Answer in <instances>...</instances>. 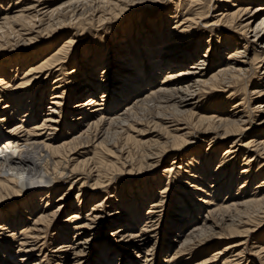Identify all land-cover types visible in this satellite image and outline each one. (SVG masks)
Returning a JSON list of instances; mask_svg holds the SVG:
<instances>
[{
  "label": "bare ground",
  "instance_id": "1",
  "mask_svg": "<svg viewBox=\"0 0 264 264\" xmlns=\"http://www.w3.org/2000/svg\"><path fill=\"white\" fill-rule=\"evenodd\" d=\"M256 259L264 0H0V264Z\"/></svg>",
  "mask_w": 264,
  "mask_h": 264
},
{
  "label": "rangeland",
  "instance_id": "2",
  "mask_svg": "<svg viewBox=\"0 0 264 264\" xmlns=\"http://www.w3.org/2000/svg\"><path fill=\"white\" fill-rule=\"evenodd\" d=\"M63 1H66V0H60V2H63ZM173 1H175V0H173ZM166 7H164V9H165ZM168 10V9H167ZM173 10V5H171V11ZM154 13H156V12H154L153 11V14ZM65 31L64 32H62V33H60L59 35H57V36H55V37H53L52 38V40H49V39H47L46 41H45V39H43V40H41V39H39L38 40V42L35 44V45H32V46H40L41 44H43V43H46V42H51V44H50V47L51 46H56V45H58V43L60 42V40H63V38L65 37ZM42 48H44V47H41V48H39L38 50H41ZM165 66H167V65H165ZM163 68H165V67H163ZM162 68V69H163ZM163 72V71H162ZM83 98H84V96H83ZM83 98H81V99H83ZM80 99V98H79ZM148 112V113H147ZM147 112H145V114H146V116H148L152 111H147ZM257 131V130H255V129H251V131ZM208 141H204L203 143H201L200 145L201 146H203V147H205L206 145V143H207ZM16 155H18V154H16ZM16 155H14V158H16V157H18L19 156V158H17V160L18 161H20L21 162V164H24V162H25V160H26V158L23 156H21V154H19L18 156H16ZM249 155H252V153H250ZM16 156V157H15ZM21 156V157H20ZM248 156V155H247ZM24 158V159H23ZM254 158V157H253ZM21 159V160H20ZM260 159H258V157L256 158V161H254L253 163V166H256V163L259 161ZM23 161V162H22ZM252 163V162H251ZM252 166V165H251ZM146 176L147 175H145V176H143V178H146ZM173 189H175V188H173ZM112 190V189H111ZM172 192H174L173 190H171V193L170 194H172ZM74 193H76V192H74ZM119 208H120V206H118L117 207V210H119ZM70 209V208H69ZM69 209H67V211H65V210H63L64 212H61L60 214H59V216H58V219L57 220H59V221H61L63 218H65L66 217V215H67V212L69 211ZM169 212H167V214H168ZM55 228V227H54ZM101 239H104V238H101ZM50 245V244H49ZM248 245H249V242H248ZM216 248H218V247H216ZM215 247L213 248V249H216ZM95 251H93V253H94ZM246 252L248 253V250L246 249ZM245 252V254H247ZM94 258L92 257V258H90L89 259V261L90 260H93ZM258 261V262H257ZM96 264H99V263H96ZM252 264H264V262L262 263L261 261H259V259H256V260H254L253 261V263Z\"/></svg>",
  "mask_w": 264,
  "mask_h": 264
}]
</instances>
